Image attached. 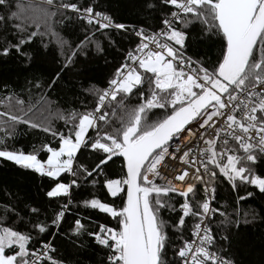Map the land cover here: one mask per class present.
I'll return each instance as SVG.
<instances>
[{
	"label": "snow or ice",
	"instance_id": "6c2138e0",
	"mask_svg": "<svg viewBox=\"0 0 264 264\" xmlns=\"http://www.w3.org/2000/svg\"><path fill=\"white\" fill-rule=\"evenodd\" d=\"M42 2L47 7L33 9L36 15L32 21L37 31L28 32L25 24L14 23L10 38L0 44V57L15 52L31 62L32 55L24 51L25 47L37 38L56 35L51 19L57 13L70 12L72 15L65 19L75 16L93 25L96 32H86L75 47L73 42L58 38L59 54L64 57L61 70L48 81L39 77L28 81L27 101L21 98L23 92L0 98V104L11 110L0 112V117L6 118L0 120V158L49 178L51 183L44 193L49 201L67 198L50 219L42 222L38 219L41 209L31 207L30 214L37 217L33 230L38 236L66 235L67 243L73 246L76 240L84 246L81 238L90 237L93 246L108 250L100 264H237L230 253L234 248L238 251L243 243L240 222L229 219L212 204L218 175L230 182L233 190L239 180L264 194V177L255 174L251 167L264 157V0H160L161 10L169 11L161 17V27L151 33L143 27L116 23L93 3ZM0 8L5 9V14L0 15L5 27L18 18V12L10 10L9 0H0ZM141 10L154 12L157 4L143 0ZM42 18L44 32L38 30ZM196 22L204 25L208 38L216 35L223 41L215 63L186 55L189 29ZM111 30L131 32L139 42L127 52L125 62L106 87L86 89L96 98L92 110L57 111L56 118L64 122L66 130L55 128L48 118L33 119L42 108L49 111L53 106L46 92L56 87L74 57L87 55L92 48L103 54L97 32L115 45ZM41 46L47 50V44L42 42ZM65 47L70 49V55H65ZM145 83L147 95L141 91ZM32 92L39 93V97L32 96ZM133 95H137V103L132 102ZM154 109L164 110V115L151 119ZM109 112L111 117L120 113L118 127H113ZM18 125L38 129L57 140L56 146L42 144L46 159H40L36 149H10L7 141L15 137ZM185 132L188 136L182 146L173 147ZM230 142L238 149L230 147ZM81 150L95 155L92 166L77 163ZM117 159L122 160L125 175L111 178L114 173L109 165ZM176 160L186 167L178 170L174 180L168 179L162 174V166ZM64 174L92 184L97 183L94 177L103 178L107 193L114 200L120 199L122 206L95 197L83 199L82 203L109 215L117 222L116 228L98 224L97 230H89L81 218H73L68 230L60 232L67 222L73 190L81 186L77 179L64 182ZM174 181L186 187L178 189ZM201 186L202 201L195 199ZM173 194L182 198L178 208L172 203ZM165 210L178 211L177 218L166 221L162 216ZM15 212V206H5V215ZM217 214L223 219L218 231H214L211 218ZM189 217L197 221L190 238L173 240L175 233L170 235L169 229L182 231ZM34 239L31 232L8 226L5 217L0 216V264H63L55 258L54 240L38 239L35 242L40 246L36 248L31 246Z\"/></svg>",
	"mask_w": 264,
	"mask_h": 264
},
{
	"label": "trees",
	"instance_id": "16d2710c",
	"mask_svg": "<svg viewBox=\"0 0 264 264\" xmlns=\"http://www.w3.org/2000/svg\"><path fill=\"white\" fill-rule=\"evenodd\" d=\"M57 2H75L84 4L85 2L98 5L100 11H104L111 15L116 23H125L135 26L136 28L143 27L148 33L157 30L161 26V17L166 15L169 9L160 8V0H153L157 4V10L154 12L142 11L143 0H57ZM10 10L18 12V18L15 21H10L5 27L3 22H0V44L6 38H10V33L13 31L14 23H22L27 27V31H37L32 17L36 15L33 9L37 6L47 7L42 0H9ZM51 11V9H49ZM5 14V9L0 8V15ZM72 15L70 12H65L63 15L57 13L51 19L52 31L55 36L49 34L43 38H37L34 43L25 47L24 51L32 55L31 62L13 52L9 57H0V98L9 95L10 93L18 94L23 92L21 97L27 101L28 81L39 77L43 81H48L61 70L64 63V57L61 56L58 46V38L73 42V47L76 43L84 38V35L89 30L96 32L93 25H88L82 20H78L75 16L71 20L65 19L66 16ZM204 25L199 22L194 23L189 29V46L186 55L191 56L194 60L211 61L215 63L222 49V39L216 35L208 38L204 32ZM40 32L45 31V21L40 20ZM111 38L116 42L115 45L110 44L103 34L97 32L96 39L101 40L104 47L103 54H99L94 48L90 49L87 55L81 54L74 57L72 63L64 70L62 79L56 87L51 91L46 92L47 99L52 102V107L49 111L52 113L49 116V111L43 108L37 112L32 118L36 120L50 119L54 123V127L60 130H66V125L62 120L56 118L57 111H68L75 109L79 112L85 110L91 111L95 104V97L92 93L86 91L88 88H104L107 86V81L113 77L116 69L120 67L124 59V54L134 50L137 44V37L129 32L123 33L116 30H111ZM47 44V50L41 44ZM65 55H70L71 51L67 47L63 49ZM7 87V91L5 90ZM141 91L148 93V85L144 84ZM32 96L38 98L39 93L32 92ZM132 102L137 103V95L132 96ZM35 103V100H33ZM11 111L4 104H0V112ZM111 117V112H109ZM120 113L117 117H111L114 121L113 127L119 126ZM151 119L155 120L164 115V110H152ZM6 119L0 117V120ZM94 135V132L91 133ZM50 143L52 146L57 145V140L50 135L43 133L38 129H31L25 125H18L15 137H10L7 141L10 149L22 150L30 152L33 149L37 150L40 159H46L47 154L41 149L42 144ZM238 155L242 152L238 151ZM78 164L92 166V162L96 159L95 155L87 150H81L78 153ZM253 172L261 177H264V157H261L255 165H251ZM109 169L114 173L111 178H120L125 174L122 171V160L117 159L115 163L109 165ZM106 169L105 171H108ZM107 178V177H104ZM64 182L72 179H77L81 186L73 190V201L67 213V222L63 224L60 232L64 234L68 230L69 223L73 218H81L86 228L89 230H97L98 224H105L109 227L116 228L117 222L109 215L84 207L82 200L90 198H99L103 202L115 203L117 206H122L120 199L110 197L106 188L103 186L102 177H94L97 180L96 184L91 181L83 183V178L72 177L71 174H64L62 177ZM50 179L41 177L32 170L23 169L14 165L12 162L0 158V216H4L8 226H14L17 230L23 232H31L35 238L32 247L38 248L40 245L35 241L43 239L46 241H55L56 254L55 258L61 260L63 264H100L105 258L108 250H101L99 246H93V241L88 236H83L81 240L75 241V246L67 243L68 237L61 235L53 237L51 234H40L33 230V223L37 221V217L30 214L31 207H39L41 209L39 221H44L46 218H51L58 206L67 202V198L63 200L53 199L51 201L44 195ZM186 187V186H185ZM184 187V188H185ZM252 193L251 197L247 194ZM125 196V193L123 194ZM244 197V199H241ZM191 198V197H190ZM196 200L203 199V188L199 189V194L195 197ZM178 202H183L182 198L173 194L172 203L177 205ZM8 205L9 208L15 206V214L5 215L4 209ZM212 206L225 212L226 216L233 220H239L241 228V236L243 243L239 245V250L235 248L230 255L234 256L237 264H264V194L248 183L236 181V188L233 190L230 182L223 177H217L215 200ZM255 212V219H253ZM247 214V216H246ZM178 211L172 212L165 210L162 214L163 219L172 222L177 218ZM171 218V220H170ZM249 223L245 224V219ZM211 227L214 231H218V225L223 217L217 214L212 217ZM194 217L187 218V227L181 230L169 229L172 239L176 241L189 239L192 231V226L196 223ZM55 231V229H52ZM179 243L177 244V247ZM225 247L226 244H225ZM172 253L169 252L171 258Z\"/></svg>",
	"mask_w": 264,
	"mask_h": 264
},
{
	"label": "built area",
	"instance_id": "2783aa9c",
	"mask_svg": "<svg viewBox=\"0 0 264 264\" xmlns=\"http://www.w3.org/2000/svg\"><path fill=\"white\" fill-rule=\"evenodd\" d=\"M138 42H139V40L137 38V43ZM126 54H124V55L126 56ZM125 56H124V59H123L122 63L125 62ZM187 136H188V133L185 132L182 137H180L179 139H177L176 141H174L173 147H175L177 144H181V146H182V142H183L184 138L187 137ZM229 146L230 147H235V148L238 149V145H235L234 142H230V145ZM240 152H242V151H240ZM183 167H186V165H183L179 160H176V161H168V162H166L162 166V169L161 170H162V174L166 175L168 179H173L174 180V177L178 173V170L181 169V168H183ZM174 182L176 183V186H177L178 189L183 190L184 187L186 186L185 184H182V183H180L178 181H174Z\"/></svg>",
	"mask_w": 264,
	"mask_h": 264
},
{
	"label": "water",
	"instance_id": "95a60500",
	"mask_svg": "<svg viewBox=\"0 0 264 264\" xmlns=\"http://www.w3.org/2000/svg\"><path fill=\"white\" fill-rule=\"evenodd\" d=\"M124 174H125V172H124ZM125 189H126V186H125ZM125 197H126V190H125Z\"/></svg>",
	"mask_w": 264,
	"mask_h": 264
}]
</instances>
